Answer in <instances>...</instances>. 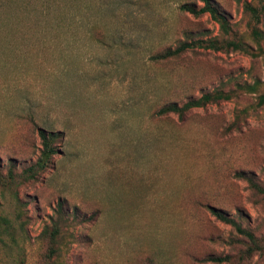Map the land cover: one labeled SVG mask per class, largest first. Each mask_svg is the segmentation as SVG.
<instances>
[{
	"label": "rangeland",
	"instance_id": "obj_1",
	"mask_svg": "<svg viewBox=\"0 0 264 264\" xmlns=\"http://www.w3.org/2000/svg\"><path fill=\"white\" fill-rule=\"evenodd\" d=\"M213 1L228 34L180 8L202 0H0V172L37 162L40 129L56 148L36 179L0 187V212L23 214L27 264H46L42 232L54 222L65 264H264V192L238 176L264 188V0ZM209 38L254 54L153 59ZM215 90L233 97L158 112Z\"/></svg>",
	"mask_w": 264,
	"mask_h": 264
},
{
	"label": "trees",
	"instance_id": "obj_2",
	"mask_svg": "<svg viewBox=\"0 0 264 264\" xmlns=\"http://www.w3.org/2000/svg\"><path fill=\"white\" fill-rule=\"evenodd\" d=\"M204 5L200 8L195 5L194 2H184L180 8L184 11L192 12L196 15L202 13H209L211 17L220 24V28L226 34L230 33L231 26L226 15L219 10L213 0H202ZM246 9L252 12L254 15H258V8L251 3H246ZM253 34L256 38H261L262 33L255 29ZM196 47L213 48V49H234L241 50L249 54H254L251 47L241 41L234 39L219 40L218 38L209 39H191L180 42L175 48H167L166 50L154 55L153 59H170L177 57L189 49ZM248 88V87H246ZM250 89L252 87H249ZM233 96L230 92L221 90H215L212 92L203 93L198 98H191L184 103L180 104L177 101L167 102L161 106L158 110L160 114L176 113L179 116H183L189 110L196 107H203L211 102H218L220 100H228ZM260 103H264V95L260 97ZM40 136L43 141V149L37 162L30 167L26 168L24 172L17 176L13 171L9 172L8 176H4L0 172V187L3 189H13L18 184H21L19 178L23 180L36 179L38 174L43 171L50 163L52 156L56 153V148L53 146L52 139L54 135H49L43 129H40ZM241 178L247 179L252 188L264 192V188L254 180L253 177L247 176L244 172L238 174ZM2 205L0 201V206ZM3 211V210H2ZM213 213L220 219L232 224L239 233L245 234L252 241H255V235L252 231L244 228L234 217L225 215L217 208H212ZM63 231L58 222H54L52 226L47 225L42 235L46 237L49 242V248L45 255L46 264H65L59 260L63 246L61 245ZM26 240V228L25 220H23V214L21 211H15L12 215L0 212V262L7 258L9 264H27V257L23 242ZM213 261L223 262L228 259L226 257H212Z\"/></svg>",
	"mask_w": 264,
	"mask_h": 264
}]
</instances>
